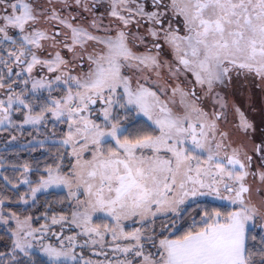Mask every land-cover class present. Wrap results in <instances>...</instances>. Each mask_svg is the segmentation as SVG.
Returning <instances> with one entry per match:
<instances>
[{
  "label": "snow or ice",
  "instance_id": "6c2138e0",
  "mask_svg": "<svg viewBox=\"0 0 264 264\" xmlns=\"http://www.w3.org/2000/svg\"><path fill=\"white\" fill-rule=\"evenodd\" d=\"M249 87L264 0H0V126H63L37 181L4 178L0 264L46 240L48 264H264V119L228 99ZM50 189L70 214L29 215Z\"/></svg>",
  "mask_w": 264,
  "mask_h": 264
},
{
  "label": "trees",
  "instance_id": "16d2710c",
  "mask_svg": "<svg viewBox=\"0 0 264 264\" xmlns=\"http://www.w3.org/2000/svg\"><path fill=\"white\" fill-rule=\"evenodd\" d=\"M252 101L249 102L252 103L251 106L254 104ZM20 119L19 114L14 116V120L18 121ZM62 130L63 126L53 129L51 123L46 126L36 127L25 125L23 130L7 125L0 128V164L4 168L2 175L0 174V194H6L8 196L14 195L16 190L12 189L11 185L5 184L6 181L4 178L7 177L13 184L17 183L21 178V172L25 164L33 169V172L29 174L31 180L37 181L39 179V174L43 173L44 167L50 164L57 155V150L53 146V143L61 139ZM13 136H15V140L12 139ZM37 167H39V173L35 171ZM26 189L20 188L19 191L23 194ZM65 195V190L55 189L37 194L36 207L31 208L28 214L34 217H42L43 213L48 211L49 215H69L70 212L67 209ZM60 201H64V203ZM220 204L221 202L211 200L198 201L190 204L187 208L185 221L190 224L191 217L196 216L201 208L217 207ZM49 205L51 206L50 208L48 207ZM12 207L15 209L23 206L13 204ZM61 209H64V211L61 212ZM196 218L199 220L198 216ZM44 222V219H40L34 222V226L38 227ZM160 224L167 225L168 220L165 218L157 220V226ZM0 237H3L0 239V252L9 253L11 250V241L4 234V227L2 225H0ZM18 257L24 261V264H28L30 259L34 264H48V258L39 252H32L30 257H25L22 253H18Z\"/></svg>",
  "mask_w": 264,
  "mask_h": 264
},
{
  "label": "rangeland",
  "instance_id": "374dc122",
  "mask_svg": "<svg viewBox=\"0 0 264 264\" xmlns=\"http://www.w3.org/2000/svg\"><path fill=\"white\" fill-rule=\"evenodd\" d=\"M262 93H264V92H261L259 90V88L253 89V88L249 87V90L247 92H245V91L234 92V93L229 95L228 99L230 100V102H234L235 104L239 105L243 110L246 111V115H248L249 119L252 120L255 124H256V122L258 124L261 121V115H262V112H261V108H262V105H261V103H262V100H261ZM251 100H253L252 102H254L253 106H251L252 103H249V102H251ZM3 126H5V125H3ZM3 126H0V128L3 127ZM0 151H1V149H0ZM3 169L4 168H3L2 164H0V174L1 175L3 173ZM29 178L31 179L30 176H29ZM5 184L8 185L7 181H6ZM20 188H27V186L26 185H21ZM50 190H52V189H50ZM50 190H48V191H50ZM55 190H60V189H55ZM204 200H211V201H214V202H220V201L216 200L215 198H213L211 196H206V197H199V198H196V199H194L192 201H189V205L190 204H194V203H196L198 201L202 202ZM161 219H163V217H161L158 220H161ZM55 227L58 228L59 226H55ZM48 242L49 241H47V240L43 241V242L34 241L33 242L34 243V247L31 249V253L32 252H39L40 254H43L44 256H46L43 253V251H42L41 243H45L46 244ZM51 242L55 243V240L53 239ZM85 255L86 256H90L94 260H103L104 259V257H102V256H94V255H92L91 251H89V250H85ZM110 258L116 259L117 257L116 256H110Z\"/></svg>",
  "mask_w": 264,
  "mask_h": 264
},
{
  "label": "flooded vegetation",
  "instance_id": "af4514ba",
  "mask_svg": "<svg viewBox=\"0 0 264 264\" xmlns=\"http://www.w3.org/2000/svg\"><path fill=\"white\" fill-rule=\"evenodd\" d=\"M263 97H264V93H262V103H261V105H262V108H264V100H263ZM262 108H261V112H262ZM262 119H264V112H262V115H261V120ZM261 122V121H260ZM256 124H257V122H256ZM259 124V123H258Z\"/></svg>",
  "mask_w": 264,
  "mask_h": 264
}]
</instances>
